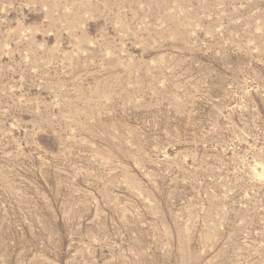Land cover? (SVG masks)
<instances>
[{
	"label": "rangeland",
	"instance_id": "obj_1",
	"mask_svg": "<svg viewBox=\"0 0 264 264\" xmlns=\"http://www.w3.org/2000/svg\"><path fill=\"white\" fill-rule=\"evenodd\" d=\"M0 264H264V0H0Z\"/></svg>",
	"mask_w": 264,
	"mask_h": 264
}]
</instances>
